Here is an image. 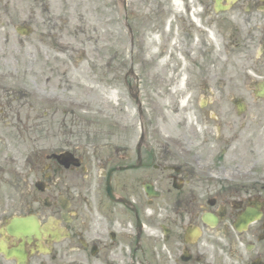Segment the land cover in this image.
Here are the masks:
<instances>
[{
	"label": "flooded vegetation",
	"instance_id": "flooded-vegetation-1",
	"mask_svg": "<svg viewBox=\"0 0 264 264\" xmlns=\"http://www.w3.org/2000/svg\"><path fill=\"white\" fill-rule=\"evenodd\" d=\"M15 9L0 0V32ZM111 12L127 27L130 98L144 97L138 136L111 154L73 148L78 167L54 151L1 169L0 264H264V175L243 157L262 134L264 0H112Z\"/></svg>",
	"mask_w": 264,
	"mask_h": 264
},
{
	"label": "rangeland",
	"instance_id": "rangeland-1",
	"mask_svg": "<svg viewBox=\"0 0 264 264\" xmlns=\"http://www.w3.org/2000/svg\"><path fill=\"white\" fill-rule=\"evenodd\" d=\"M111 10V0H21L18 15L15 9L6 18L10 25L0 32V170L13 171L41 151L79 148L91 157L106 145L104 154H111L138 136L127 91L130 44L113 25ZM21 22L33 31L28 37L15 32ZM45 34L50 40L42 41ZM167 102L159 100L158 107ZM231 113L232 122H240ZM188 115L202 127L197 113ZM261 133L255 152L245 146L243 157L257 160L264 175V119Z\"/></svg>",
	"mask_w": 264,
	"mask_h": 264
}]
</instances>
